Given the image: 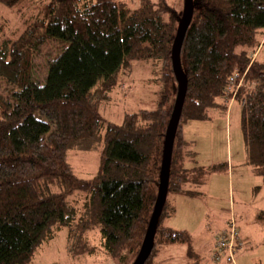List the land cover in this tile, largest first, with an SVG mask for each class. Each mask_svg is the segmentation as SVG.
I'll return each mask as SVG.
<instances>
[{"label":"trees","instance_id":"1","mask_svg":"<svg viewBox=\"0 0 264 264\" xmlns=\"http://www.w3.org/2000/svg\"><path fill=\"white\" fill-rule=\"evenodd\" d=\"M0 4L31 9L16 39L4 38L0 24V264H28L63 228L72 257L100 251L117 264H133L160 188L165 135L178 92L172 46L184 0L175 5L140 0L134 8L119 0ZM48 43L59 51L39 81L33 75L34 58ZM135 60L154 67L157 107L110 122L100 110ZM179 61L186 87L166 196L199 194L193 188L217 169L196 164L193 141L184 138L182 128L227 112L222 99L235 72L242 78L235 101L241 107L246 164L264 184V0H192ZM70 151H99L92 177L75 174ZM166 196L143 264H163L157 258L162 249L190 243L186 231L163 225L174 212ZM215 242L216 237L211 254ZM223 261L232 263L227 256L213 262Z\"/></svg>","mask_w":264,"mask_h":264},{"label":"rangeland","instance_id":"2","mask_svg":"<svg viewBox=\"0 0 264 264\" xmlns=\"http://www.w3.org/2000/svg\"><path fill=\"white\" fill-rule=\"evenodd\" d=\"M136 7L140 0H119ZM178 0H167L175 5ZM33 8V4H29ZM0 24L3 36L16 39L27 27L31 9H5L0 4ZM27 8V7H25ZM29 17V18H28ZM59 51L48 43L41 47L34 58L33 75L42 81L47 61ZM159 82L149 61H132L130 68L120 74L118 85L111 99L100 110L101 116L114 123H121L126 113L157 107ZM223 100V99H222ZM224 101V100H223ZM229 108V107H228ZM241 107L237 101L228 113L214 114L207 121L192 120L183 124V136L193 141L196 164L208 169L203 183L193 189L200 192L185 196L169 192L166 199L178 207V216L163 220V225L184 230L190 236L187 245H169L157 255L163 264H264V184L246 164L245 147L240 130ZM68 161L79 178L94 175L100 164L99 151H70ZM260 188H259V187ZM233 217L246 237L247 245L235 256L233 262L211 261L214 239L227 221ZM90 237V231H88ZM93 244H97V235ZM92 239L90 238V242ZM28 264H117L104 254L72 257L66 250V229L38 248Z\"/></svg>","mask_w":264,"mask_h":264},{"label":"water","instance_id":"3","mask_svg":"<svg viewBox=\"0 0 264 264\" xmlns=\"http://www.w3.org/2000/svg\"><path fill=\"white\" fill-rule=\"evenodd\" d=\"M191 18H192V0H184V12H183L182 20L172 46V67H173V72L176 78L178 79V92L165 135L163 160H162L161 176H160V188L158 191L156 206L149 221L140 254L138 255V257L136 258L133 264H143L146 258L148 257V255L150 254L151 248L153 246V235L166 196L171 145L175 136L177 124L179 122L183 99L185 95V87H186V76L184 75L180 67L179 54L185 32L187 26L191 21Z\"/></svg>","mask_w":264,"mask_h":264},{"label":"built area","instance_id":"4","mask_svg":"<svg viewBox=\"0 0 264 264\" xmlns=\"http://www.w3.org/2000/svg\"><path fill=\"white\" fill-rule=\"evenodd\" d=\"M242 84V78L239 72L233 73L229 78L224 89L223 100L229 107L235 101L237 89ZM243 246L237 223L231 217L223 230L216 236V242L211 254V260L218 262L223 256H227L228 260H234L236 252Z\"/></svg>","mask_w":264,"mask_h":264},{"label":"crops","instance_id":"5","mask_svg":"<svg viewBox=\"0 0 264 264\" xmlns=\"http://www.w3.org/2000/svg\"><path fill=\"white\" fill-rule=\"evenodd\" d=\"M230 107H231V105L229 106V108H228V110H227V113H228ZM179 196H181V195L179 194ZM172 205L174 206V212H173V214H172L170 217L166 218L168 221H169L171 218L178 216V213H179V212H178V207L175 205V202H173ZM168 226H169V225H168ZM169 227H172V228H174V229L176 228V227H174V226H172V225L169 226ZM241 235H242V237H243V239H244L245 245H247L248 242H247V240H246V237H245L244 234H242V233H241Z\"/></svg>","mask_w":264,"mask_h":264}]
</instances>
